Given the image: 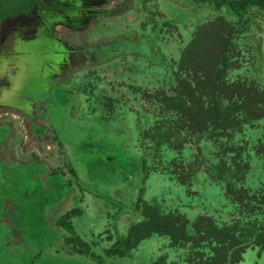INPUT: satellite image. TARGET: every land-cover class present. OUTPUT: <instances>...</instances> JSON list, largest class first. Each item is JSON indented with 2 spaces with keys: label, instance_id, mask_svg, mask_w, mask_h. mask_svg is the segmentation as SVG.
<instances>
[{
  "label": "rangeland",
  "instance_id": "374dc122",
  "mask_svg": "<svg viewBox=\"0 0 264 264\" xmlns=\"http://www.w3.org/2000/svg\"><path fill=\"white\" fill-rule=\"evenodd\" d=\"M114 2L113 16L82 32L58 28L78 50L44 28L7 42L4 64L19 72L0 94V264H219V246L242 239L238 227L264 229V110L209 139L165 102L181 92L221 101L210 93L211 60L230 27L238 33L222 81L264 94V10L240 18L201 0ZM198 34L208 56L185 69ZM167 129L180 140L156 148ZM66 216L73 233L60 225ZM155 218L176 229H152ZM132 233L142 239L129 254H110ZM244 242L228 264H264V241Z\"/></svg>",
  "mask_w": 264,
  "mask_h": 264
},
{
  "label": "trees",
  "instance_id": "16d2710c",
  "mask_svg": "<svg viewBox=\"0 0 264 264\" xmlns=\"http://www.w3.org/2000/svg\"><path fill=\"white\" fill-rule=\"evenodd\" d=\"M203 2H209L216 7L227 6L236 16L243 18L247 17L252 9L264 10V0H201ZM225 36L221 42L222 49L218 53L219 56L216 60H211V64L217 67V72L214 73V78L212 83H210V93L219 94L222 96L219 102L216 99L217 104L214 99L207 101L204 96H199L197 94H188L185 96L177 94L176 97L166 98L165 102L168 109L177 110L185 119L186 122L190 123V127L196 129L197 131L204 134L207 138L212 139L213 135L217 136L220 134V130H228L230 127H235L240 123V115H246L248 118H259L260 115L255 111L264 110V94L257 91L255 87H248L246 84H235L230 87L226 82L222 81L226 70L230 67L231 59L227 56V52L230 51L232 41L238 30L230 27L225 32ZM202 37H196V40L192 41L183 52L182 57V67L188 69V66L192 62L202 63L206 59L207 51L204 41L201 40ZM217 64V65H216ZM180 83H186V81L180 80ZM181 85V84H179ZM219 92V93H218ZM238 96L240 101L235 102L232 106V96ZM197 97V98H196ZM229 98V105L227 107L222 106L223 99ZM187 122V123H188ZM156 148H159L164 143H169L172 139L180 140V138L171 130H163L159 132L157 136L153 137ZM232 171L230 165L226 161H220L217 165V173L220 179L226 180L228 182L229 191L233 193L234 178H227V174ZM60 225L64 229L74 232L73 226L69 221L68 216L60 221ZM183 227V234H186L185 225ZM152 229L157 231L167 230L173 232L176 227L172 226L170 222H162L161 219H153ZM217 232L216 226L207 222L206 232L210 234V230ZM240 229L242 239L236 240L229 246L225 247L223 244L219 246L218 250L221 251V259L219 264H228L237 261L240 256V249L244 246V241H264V229L256 225H252L249 228L238 227ZM232 231V228L229 229ZM231 233V232H230ZM184 234V235H185ZM141 237H136L134 234H130L128 237L119 238L113 247L110 249V254L114 256L124 257L131 252V250L138 244ZM79 253L82 255H88V251L80 247ZM219 255V254H218ZM215 264V263H208Z\"/></svg>",
  "mask_w": 264,
  "mask_h": 264
},
{
  "label": "flooded vegetation",
  "instance_id": "af4514ba",
  "mask_svg": "<svg viewBox=\"0 0 264 264\" xmlns=\"http://www.w3.org/2000/svg\"><path fill=\"white\" fill-rule=\"evenodd\" d=\"M113 3L114 0H0V94H8L19 72L17 67L4 64L3 59L4 54H14L12 45L7 43L13 36L29 42L44 28L49 30L52 40L78 50L58 37V28L82 32L92 23L113 16L109 11ZM4 141L0 131V158Z\"/></svg>",
  "mask_w": 264,
  "mask_h": 264
}]
</instances>
